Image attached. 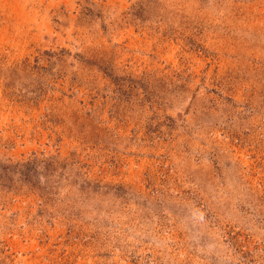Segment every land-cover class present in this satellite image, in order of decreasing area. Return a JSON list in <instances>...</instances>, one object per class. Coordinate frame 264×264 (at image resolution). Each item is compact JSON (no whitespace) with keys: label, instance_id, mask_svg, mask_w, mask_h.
Returning <instances> with one entry per match:
<instances>
[{"label":"rangeland","instance_id":"rangeland-1","mask_svg":"<svg viewBox=\"0 0 264 264\" xmlns=\"http://www.w3.org/2000/svg\"><path fill=\"white\" fill-rule=\"evenodd\" d=\"M0 264H264V0H0Z\"/></svg>","mask_w":264,"mask_h":264}]
</instances>
